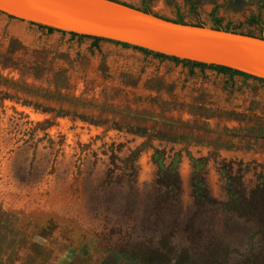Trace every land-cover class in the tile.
<instances>
[{
    "label": "rangeland",
    "instance_id": "1",
    "mask_svg": "<svg viewBox=\"0 0 264 264\" xmlns=\"http://www.w3.org/2000/svg\"><path fill=\"white\" fill-rule=\"evenodd\" d=\"M264 35V0H119ZM0 264H264V83L0 13Z\"/></svg>",
    "mask_w": 264,
    "mask_h": 264
},
{
    "label": "water",
    "instance_id": "2",
    "mask_svg": "<svg viewBox=\"0 0 264 264\" xmlns=\"http://www.w3.org/2000/svg\"><path fill=\"white\" fill-rule=\"evenodd\" d=\"M119 0H0V13L264 79V35L177 22Z\"/></svg>",
    "mask_w": 264,
    "mask_h": 264
},
{
    "label": "trees",
    "instance_id": "3",
    "mask_svg": "<svg viewBox=\"0 0 264 264\" xmlns=\"http://www.w3.org/2000/svg\"><path fill=\"white\" fill-rule=\"evenodd\" d=\"M114 1H117V0H114ZM120 2L123 3V4H127V5L129 4V3L122 2V1H120ZM129 6H133V5L130 4ZM136 8H139V9L145 11V12H151L147 7H145L143 5L136 6ZM215 8H216V6L213 5V7L208 12V17L210 19V25L213 26V28L224 29V30L229 29V30H234V31H238V32H244L245 34H252V35H255V36H259V37L260 36H263V34H253V33L248 32V31L237 30L236 28L229 27L228 24L221 25L219 23L218 19L214 15ZM154 14H156V13H154ZM158 16H160L162 18L169 19V20H174V21H177V22H187V21H183L179 16H176V18H174V19L167 18V17H163L161 15H158ZM8 17H12V16H9L8 15ZM30 23H33V22H30ZM188 23H190V24L192 23V24H195V25H203L204 24L201 21L188 22ZM36 25L39 26V27H44L47 31L56 30V31L64 32L62 30L54 29V28L49 27V26H43V25H40V24H36ZM68 33L70 35H72V36L91 38L92 41H94V42H96L98 40L110 41V42H113V43H116V44H120L123 47H131V48H134V49H137V50L141 51L144 54H151L152 56L158 57L160 59L171 60V61H173L175 63H181L182 65L197 66L200 69H202V68H209V69L215 70L216 72L226 73L229 76H232V75H240L243 78H252V79H255V80H258V81L264 83V79L263 78H259V77H256V76H252V75H249L247 73H244V72H241V71H238V70H235V69L226 67V66L214 65V64H207V63H204V62L191 61V60H187V59H180V58H177V57H174V56H171V55H166V54H163V53H160V52H154V51L148 50L146 48H142V47H138V46H134V45H129V44L124 43V42H118V41L108 40V39L100 38V37H96V36H88V35H83V34H77V33H74V32H68Z\"/></svg>",
    "mask_w": 264,
    "mask_h": 264
}]
</instances>
